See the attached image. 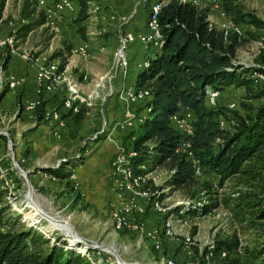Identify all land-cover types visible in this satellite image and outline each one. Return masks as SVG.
Instances as JSON below:
<instances>
[{
	"label": "rangeland",
	"instance_id": "rangeland-1",
	"mask_svg": "<svg viewBox=\"0 0 264 264\" xmlns=\"http://www.w3.org/2000/svg\"><path fill=\"white\" fill-rule=\"evenodd\" d=\"M22 1L7 0L0 17V32H2L0 37H4L9 33L7 27L9 21L13 23L14 30L24 23L18 14ZM237 2L243 11L252 12L258 18L264 20V0H237ZM74 3L73 11L55 13V15L51 14L52 0H44L42 8L35 6V10L37 12L42 11L43 14L48 9L50 17L47 20L45 19L46 23L29 32L23 40L17 39L14 43L16 52L18 54H28L31 60L23 62L19 57H10L7 59V69L12 64H16L15 62L17 61H22L24 66L25 64L32 66L34 72L36 65L44 61H53L58 65L60 57L51 58L52 53L57 50L64 52L66 45H69L70 54L66 58V64L64 65L65 73L75 74L76 76L83 74L87 79L91 78L92 73L89 72L88 67L100 66L99 68L105 71L109 65L111 50L105 51L103 49L99 51V47L105 48L106 38L116 36V31L122 29L123 24H126L124 21H129L128 14H135H133V11L137 12V14L132 20L138 17L139 14L147 18L149 7L148 3L145 5L137 4L138 0H90L86 10V17L84 20L78 21V4L75 1ZM206 5L207 3L200 4L202 7H206ZM209 11L216 25L226 22V17L220 7L211 8L209 6ZM145 23L146 19L143 23L144 27ZM5 27H7V32L6 30L2 31ZM240 29L242 30L240 37L246 41L237 50L234 61L242 65H256L255 53L257 44L254 39L249 38L245 34V31L252 33H257V31L249 25H241ZM78 47H83L82 54L72 52L74 49L78 50ZM130 47L133 49L131 48V53L128 51V56H130L129 64L132 65L133 62L138 60L140 54L136 51L140 47L136 42ZM144 55V57H140V61L150 59L152 52L144 51ZM5 58V56L0 55V62L2 61L4 64L6 62ZM79 64L83 66V69L85 67V71L78 69ZM258 64L264 69V62ZM128 72L130 73V68ZM23 75L26 77V72ZM128 77H130V74L125 77V80ZM263 87L258 85L245 90L243 87L229 86L218 91L215 100L220 105L234 102L236 108L241 111L242 104H257L259 98H253L252 95L262 90ZM16 93H18V90L14 94L9 91L6 92L1 99L0 107L7 112L9 117L16 112L14 119L16 117L19 118L15 121L14 119L7 120L6 132L10 138V147L14 158L19 168L27 173V178L31 185V191L26 194L29 200L27 204L29 210L24 211L26 219H23L22 215L10 212L0 199V207L2 208L0 209V230L15 231L29 228L35 234H40L43 238L48 239L49 242H53L57 238L64 240L66 246L71 247L73 250L78 244L84 247L83 242H96L103 246V249L99 248L100 250L90 246L95 258L100 256V258L95 259V261L99 260L98 264H137L141 262L144 264H159L161 256L171 257L174 260V264H181L183 258L195 257L192 244L189 247V253L181 251L180 236L182 235H175L172 241L163 240L161 248L154 250L147 240L137 233L129 231L117 232L108 221L107 207H104L105 196L109 195L110 199L111 195L108 181L105 185L106 189H108L107 193H104L106 191L105 186L103 192L101 189L103 188V181L107 180L106 172L109 167V161L115 152V147L110 143L103 142L102 137L98 139L101 142L92 139L88 143V140L99 128L102 119L110 124L122 119L125 108L122 103L111 97L103 104L101 112L98 110L99 106L97 103L91 108L80 107L82 117L77 121L74 120L72 114L71 117H65L64 125L59 131V138L55 139L50 135L43 123L36 122L34 126L28 128V113L21 111L24 99L21 100L20 104ZM48 98H53L52 100L56 101L55 95H49ZM142 105L143 103L132 104L128 106V109L136 116H144L142 112L144 110L141 109ZM106 107H110V109L106 110ZM0 126L3 125L0 124ZM137 133L138 123L135 122V125L128 129L115 130L113 137L117 144L125 146L128 141H132L130 140L131 137L134 139ZM95 142L97 143L95 144ZM8 151L6 137L0 135L1 164L7 169L8 175L19 185L23 186L26 192L25 184L22 185L24 179L12 166L7 155ZM97 163H100V170L97 169ZM93 167L95 170H93ZM48 169H60V171L65 172L66 177L57 178L48 172ZM152 172L151 175L155 178L156 187L165 188L163 183L168 172L161 167L153 169ZM43 173H45V176H43ZM92 173L95 175L93 181L86 176V174L92 175ZM70 174L73 175L71 179H69ZM208 180L213 183L212 191H215L216 197L223 196L228 192L229 183L219 188L214 185L216 184L215 178ZM189 199L179 191H170L168 188L163 195L164 204H171L176 201H180L183 204ZM203 199L206 200V197ZM196 200L197 198L193 199V201ZM219 208L217 214L213 212L197 214L193 212V209H188V223L181 227L180 232L190 235L191 227L195 226L192 236L193 244L197 246L207 234L219 237L222 231H231V222L222 214L226 208L222 206H219ZM27 219L31 221L29 222ZM64 222L70 225L72 235L80 239L79 241L66 235V229L69 228ZM175 225L177 226L178 222H175ZM237 226L242 250L241 254L237 256L246 260L248 264H257L261 258L258 257L259 254L257 256L254 255L263 237H255L254 233L249 229H244L241 225ZM97 249L99 250L98 255L96 253ZM112 249H114L121 261L114 257Z\"/></svg>",
	"mask_w": 264,
	"mask_h": 264
},
{
	"label": "trees",
	"instance_id": "trees-1",
	"mask_svg": "<svg viewBox=\"0 0 264 264\" xmlns=\"http://www.w3.org/2000/svg\"><path fill=\"white\" fill-rule=\"evenodd\" d=\"M5 1L0 0V17ZM72 1L78 4L77 20H84L90 0ZM216 1L231 23L239 28L253 27L257 33L245 31V34L254 40L258 38L264 20L243 11L237 0ZM209 6H196L188 0H165L157 13L162 43L149 59L148 67L138 70L134 78L135 86L147 89L150 98L142 102L144 118L134 139L128 141L136 152L132 163L140 173L157 167L165 169L168 175L163 185L170 191H179L190 199L205 196L209 204L201 207L198 214H205L211 207H225L237 225L249 229L255 237H263L262 245L258 242L256 248L254 256H257L264 251V85L252 95L259 98L257 104H242L241 111L220 105L217 100L214 105H208L205 90L221 91L229 86L248 90L258 86L251 82L249 73L252 69L262 70L258 63L264 62V54L255 56L256 65L236 63V52L246 41L240 37L242 30L239 35L230 30L224 33L211 25L207 20ZM18 14L24 23L15 29V40H23L45 23L42 11L35 10V0H23ZM69 49L66 45L64 52L57 50L51 55V58L60 57L59 70L66 64ZM5 57L7 62L10 56ZM5 91L0 93V99ZM47 98L45 103L58 105V98L56 101ZM185 110L192 113V131L182 137L175 131L170 117ZM65 117H71V113L62 115ZM72 117L75 121L80 119L82 110L79 108ZM182 139L188 142V150L201 168L199 176L193 173L190 157L175 151ZM48 172L57 178L66 177L60 169H48ZM212 178L219 188L229 183L225 195L216 197L213 183L208 180ZM194 231L192 226L190 233ZM215 242L217 248L223 246L228 250L221 260L223 264L239 263L235 229L216 237ZM0 264L91 263L67 247L64 240L57 238L49 242L23 228L0 230Z\"/></svg>",
	"mask_w": 264,
	"mask_h": 264
},
{
	"label": "built area",
	"instance_id": "built-area-1",
	"mask_svg": "<svg viewBox=\"0 0 264 264\" xmlns=\"http://www.w3.org/2000/svg\"><path fill=\"white\" fill-rule=\"evenodd\" d=\"M52 1L51 14L54 15L55 13L59 14L61 12L73 11L75 7V3L72 0ZM188 1L196 6H200L201 3H207L211 8L218 7L216 0ZM6 2L7 0L5 1L4 7ZM164 2L165 0H138V4L141 3L145 5L148 3L149 5L144 31L134 34L130 31L118 29L115 36V45L110 51V60L107 69L93 76L90 82L83 74L79 76L75 74H66L64 68L59 70L58 65L53 61H44L36 65L31 95L23 100L24 105L21 106V110L27 112L31 119L43 123L50 135L58 139L59 131L64 125V118H62V115L66 114L68 111L74 114L80 107L91 108L97 103L99 106L98 110L101 112L103 104L111 97L122 103L125 106L122 119L112 124L102 119L101 125L93 133L91 139L88 140V143L92 139H95L94 141H99L98 139L102 137L105 142L115 147V152L109 161V167L106 172L111 194V198L107 201L106 207L107 217L111 227L117 232L129 231L137 233L139 236L146 239L154 250H159L161 248L163 240H172L175 238V235H182L180 236L181 251L189 253V247L192 244L195 257L192 258L189 255L190 257L182 259L181 264H223L221 260L227 255L228 250L223 246L219 248L216 247V237H214L213 234H207L203 237L201 243L194 246L192 234H182L180 232L181 227L188 223V209H193L197 213L201 207L209 204L207 199H203L205 196L197 198L196 201L189 199L183 202V204L180 201L164 204L163 195L167 187H165L166 189L159 186L156 187L155 178L151 175V173H153L152 171L146 173L138 172L132 163L133 158L136 156V152L132 148L131 143H129L130 141L124 146L122 144H117L113 137V132L115 130L128 129L132 127V125H135V122L139 125L144 118L143 115L136 116L128 109L129 105L142 103L150 98L147 89L137 88L135 84L125 85V77L129 74L128 70L130 68L128 50L135 42L143 51L155 52L159 49L162 43V37L157 24V13ZM43 4L44 0H35L36 7L42 8ZM44 15L46 20L50 17L48 9L44 11ZM207 20L211 25L223 29L224 33L230 30L238 35L240 34L241 29L237 25L231 23L227 18L225 23L216 25L209 12L207 14ZM7 27L9 33L4 37H0V55H9L10 57L16 56L23 62L30 61L31 59L28 54H18L16 52L14 46L15 30L11 21L7 23ZM255 42L257 44L255 56L264 54V29L260 31ZM103 49V47H99V51ZM72 52L82 54L83 47H78V50L74 49ZM148 65L149 59H143L137 62L133 67L136 70H140L147 68ZM249 79L254 85H264V69H252L249 73ZM87 81L88 83H85ZM24 82L25 77L23 75L9 70L6 72V70L2 69V61L0 62V93L4 90H17ZM217 94L218 91L210 89L205 90L206 103L208 105H214ZM49 95H55V97L58 98V105L52 102H44ZM227 107L233 109L236 106L234 102H230L227 104ZM37 115L39 119H36ZM14 116L15 115L12 117L13 119ZM101 117L103 116L101 115ZM170 119L175 131H177L180 136L184 137L191 134L193 121L191 112L185 110L179 114L172 115ZM2 122L3 118L0 117V123ZM0 131L7 134L6 130L0 129ZM130 140H133V137H131ZM188 146V142L182 139L177 144L175 151L185 153L190 157L193 173L199 176L201 175V168L197 160L192 157L191 152L188 150ZM1 161L2 158L0 157V196L2 204L10 212L20 214L23 219H26L24 211L29 210L27 206L29 200L27 199L26 192L23 186L19 185L8 175L7 169L1 164ZM20 161H22V159H20ZM137 168H143V166H137ZM43 176H45V173H43ZM71 178H73L72 174L69 175V179ZM24 184L25 182L22 183V185ZM218 209H220L219 206L211 207L206 213L213 212L217 214ZM222 214L225 218L229 219L232 224V229H235L238 238V245L235 251L237 255H240L242 250L240 247L238 226L231 220L227 209H224ZM27 220L29 222L31 221L29 219ZM175 222H178L177 226H174ZM229 232V230H224L219 237H223ZM83 244H85L83 249H79L77 245L74 249L89 260L91 264H98L99 260L95 261V259L100 258V256H96L95 258L90 246L98 249H103V246L93 241H91V243L83 242ZM260 245H262V243ZM98 249L96 250L97 255L100 250ZM258 257L261 259L258 260L257 264H264V251L259 252ZM159 264H174V260L171 257L161 256ZM238 264H248V262L243 258H239Z\"/></svg>",
	"mask_w": 264,
	"mask_h": 264
},
{
	"label": "crops",
	"instance_id": "crops-1",
	"mask_svg": "<svg viewBox=\"0 0 264 264\" xmlns=\"http://www.w3.org/2000/svg\"><path fill=\"white\" fill-rule=\"evenodd\" d=\"M138 4V3H137ZM135 13V14H134ZM133 14L134 15H132L131 13H129L128 14V17L130 18H128V20L129 21H124V23H126V24H123V27H122V29L123 30H126V31H130V32H132V33H134V34H136V33H141V32H143L144 31V29H145V27H144V25H143V23L145 22V19H146V17H143V15H138V17H136V18H134V20H132L133 19V17L137 14V12H134ZM117 28V27H116ZM4 30H6V32H7V27H5V28H3L2 29V31H4ZM1 34H2V32H0ZM3 36H4V34H3ZM2 37V36H1ZM105 48H104V50L105 51H109V50H111L113 47H114V45H115V35L114 36H109V37H107L106 38V42H105ZM134 47V46H133ZM131 48L132 47H130V49L128 50L130 53H131ZM133 49V48H132ZM136 52H138L140 55H139V57H138V60L137 61H135V62H133V64L132 65H135L137 62H139L140 61V57L142 58V57H144L145 55H144V51L142 50V49H138L137 48V51ZM129 53V54H130ZM138 53H137V56H138ZM153 54H154V51L152 52V56H153ZM151 56V57H152ZM129 59H130V56H129ZM76 62H77V58H76ZM16 64H12L8 69H7V62L5 63V65L4 66H2V69H4V70H6V72H7V70H9V71H16V72H21L20 73V75H23L24 74V72H26V77H25V82H24V84L22 85V86H20L17 90H18V93H16V97H17V99L20 101V104H21V100L22 99H25L26 97H29L30 95H31V90H32V86H33V76H34V69H33V67L32 66H30V65H26L25 64V66H24V63L21 61H17V62H15ZM85 65V64H84ZM132 65H130V77H128V78H126V80L124 81L125 82V85H132V84H134V78H135V74H136V72L138 71V70H136ZM6 66V68H4ZM96 66V65H95ZM100 66H96V67H94V68H89L88 67V69L90 70L89 72H91L92 73V77L93 76H96V75H98V74H100V73H102L103 72V69H101V68H99ZM78 69L79 70H81V71H83L84 69H85V67H84V69H83V66H80V64L78 65ZM85 71V70H84ZM18 73V74H19ZM24 76V75H23ZM92 77L90 78H88L87 80H89V82L92 80ZM85 83H88V81L87 82H85ZM17 90H6L5 91V93L6 92H11L12 94H14V92L15 91H17ZM20 92H22V94H20ZM4 93V94H5ZM20 95V96H19ZM4 96V95H3ZM2 96V97H3ZM2 99V98H1ZM1 99H0V102H1ZM107 109H110V107H106V110ZM22 111V110H21ZM16 114V112H14L12 115H11V117H9L8 115H7V112H5L4 111V109L2 108V107H0V117L1 118H3V122L2 123H0V124H2L3 126H0V129H3V130H6L7 131V129H6V123H7V120H13V115H15ZM17 119H19V118H17L16 117V119H14V121L15 120H17ZM27 119H28V123H29V125H28V128H31L32 126H34L35 125V123L36 122H38L39 123V121L38 120H34V119H31L30 117H29V115L27 116ZM41 123V122H40ZM16 135H17V133H15ZM103 142H105L104 140H102ZM97 142H101V141H97ZM97 142H95V144L97 143ZM97 169H99L100 170V163H97ZM95 168H96V166H95ZM95 168L93 167V170H95ZM99 175V174H98ZM86 176H88L89 178H91L92 180L91 181H93V179L95 178V175H93V173H92V175L91 174H86ZM85 176V177H86ZM106 182H107V180H105V182L103 181V188L101 187V185H99L100 186V188H102L101 190H102V192H103V189H104V186L106 185ZM105 190L106 191H104V193L106 192L107 193V190L108 189H106V186H105ZM106 195V194H105ZM104 197V196H103ZM110 198H111V195H110ZM109 200V195H107V196H105V200H104V207L106 206V203H107V201ZM170 241H172V240H170Z\"/></svg>",
	"mask_w": 264,
	"mask_h": 264
},
{
	"label": "water",
	"instance_id": "water-1",
	"mask_svg": "<svg viewBox=\"0 0 264 264\" xmlns=\"http://www.w3.org/2000/svg\"><path fill=\"white\" fill-rule=\"evenodd\" d=\"M0 135H3V136H5L6 137V140H7V147H8V149H9V151H8V156H9V158H10V161H11V163H12V166L16 169V171H17V173L24 179V182H25V186H26V194H29V192L31 191V185H30V182H29V180H28V178H27V173L25 172V171H23L21 168H19V166H18V164H17V162H16V160H15V158H14V154H13V152L11 151V147H10V139H9V137H8V135L5 133V132H2V131H0ZM62 220V219H61ZM75 240H80V239H78V238H75ZM113 250V252L112 253H114V257L116 258V259H118V260H120L119 259V256L115 253V251H114V249H112ZM121 261V260H120ZM122 264H125V263H122ZM137 264H144V263H137Z\"/></svg>",
	"mask_w": 264,
	"mask_h": 264
},
{
	"label": "bare ground",
	"instance_id": "bare-ground-1",
	"mask_svg": "<svg viewBox=\"0 0 264 264\" xmlns=\"http://www.w3.org/2000/svg\"><path fill=\"white\" fill-rule=\"evenodd\" d=\"M50 223H51V222H50ZM64 223H66V222H64ZM51 224H52V223H51ZM66 224H67V223H66ZM67 226H68L69 229H66V231H67V232H65L66 235H68V236L71 237L72 239H75V236L72 235V231H71V229H70V227H69L70 225L67 224ZM69 230H70V231H69ZM83 245H84V247H85V244H83ZM84 247H82V249H83Z\"/></svg>",
	"mask_w": 264,
	"mask_h": 264
}]
</instances>
